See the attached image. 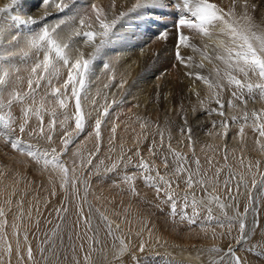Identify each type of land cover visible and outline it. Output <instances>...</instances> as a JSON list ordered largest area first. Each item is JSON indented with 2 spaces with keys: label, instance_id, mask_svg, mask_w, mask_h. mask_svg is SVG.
<instances>
[{
  "label": "snow or ice",
  "instance_id": "obj_1",
  "mask_svg": "<svg viewBox=\"0 0 264 264\" xmlns=\"http://www.w3.org/2000/svg\"><path fill=\"white\" fill-rule=\"evenodd\" d=\"M23 5L24 0H9V3L0 7V14L11 13L16 8L22 9ZM53 5L56 12L63 15L59 16L55 23H42L47 20L49 9ZM37 7L43 9L40 18L22 11L10 16L12 26L16 29L14 33H9L0 24V140L13 152L35 163L41 173H49L52 196L57 195V185H59L60 191L65 193V200L69 196L79 198L78 185L83 184L85 193L82 199L84 202L87 201L89 181L84 176V171L88 165H92L93 158L100 151L103 126L112 119L115 107H122L125 103L123 98L109 101L105 95L104 103L99 104L95 97L90 96L89 86L93 78L99 79L96 69L99 67L103 73L108 74V83L104 84V88H110L117 74L112 60H106L105 57L111 56L118 63L122 49L137 47L134 41L146 35L147 31L157 24L158 18L160 21L169 14L175 16L173 26L177 30L175 61L185 68H191V57L182 56L180 49L192 47L201 54L199 68L203 69L206 63L212 66L208 76L199 72H186L185 75L189 77L194 75L196 80L202 81L207 86L206 99L199 101L202 109L213 101L217 104V108L210 109L207 113L208 115L215 113L222 118L219 123L213 121V128L221 129L215 134L220 135L221 138L228 136L229 122L224 111L223 93L229 89L232 99L228 100V107L237 110L239 105H243V108H239L242 112L240 117L231 116L232 123H240L238 136L243 140L245 128L250 126L256 134L255 144L258 151L264 152V108L253 109L250 112L247 108L249 100L255 102L257 95L259 100L264 102V26L256 23L251 14L260 12L264 23V0H255V2L240 0V12L236 10L237 0H233L232 7L227 11L210 3L209 0H134L130 7L120 11H117L115 0H112L108 8L97 3L96 0L90 2L40 0ZM21 28H27L28 31L21 33L19 31ZM141 29L144 31L141 32ZM185 29L201 38L202 48H196L189 43L190 37L184 34ZM169 34L165 25L164 30L159 31L156 36L159 40L167 41ZM17 58L23 62L32 60L31 67L27 70V77L21 75L22 70L16 64ZM25 82L26 88L22 87ZM126 83V79L121 76L118 87L123 89ZM96 95L98 97L101 94L98 91ZM195 95L199 98L200 93L195 92ZM93 112H96L94 120ZM45 116L49 117L47 124ZM182 119L184 123L180 132L182 137L188 140L192 159L189 160L187 154L173 148L170 132L167 136L166 152L160 153L165 169H169V157H171L170 174L166 172L162 175L154 161L150 163L144 159L139 147L125 160L121 146L120 163L125 167L131 165L135 171L126 172L120 183L127 186L126 190L132 196L138 197L140 193L135 182L137 179H142L146 186L154 189L156 199L160 201L156 207L163 211L160 206L169 205V215L173 219L179 215L181 223L186 221L190 226L197 224L200 211L204 210L207 217L206 222L200 224L202 231L206 233L205 223L214 222L218 227L226 228V232L213 231L212 239L231 237L238 247H233L231 243L226 250L213 246L208 250V264H260V258L264 257V234L259 231L257 217L258 205L264 204V173H259V180L256 178V173H253L249 187L242 174L237 175L229 170L227 178L223 181L226 197L222 199L218 188L221 186L219 177L223 168H216L213 176L202 170L200 159L195 155L192 128L185 117ZM116 120H119V115H116ZM137 120L142 130L136 136V143L139 145L147 140V132L144 130L150 129L152 123L139 117ZM117 127L118 124L114 122L110 129L112 134L109 139L110 144L115 141ZM87 128H91V131H86ZM157 128L160 137L159 147L163 149L165 130L159 129V126ZM81 136L94 137L96 152L88 153L86 160L81 157L79 164L76 162V157H80L81 154L79 151L74 152L69 163L63 157ZM25 137L28 139L25 140ZM57 137H59V146L56 143ZM156 148L154 138L148 149L150 155L157 156ZM133 157L138 158V163H133ZM227 158L225 151V161ZM208 163L211 167L212 160L209 159ZM118 166L114 162L110 168H105V172L114 171ZM247 167L249 172H252L251 162ZM259 167L260 162L256 161L257 172ZM96 174H99L98 169ZM181 180L186 186L183 196L175 190ZM233 181H236V196L232 194ZM241 186L246 190L247 199L242 212L237 203ZM197 188L203 193L202 196H197ZM178 201L182 202L179 213H177ZM22 203L21 201V207ZM214 206L220 209L223 219L214 216ZM189 207L192 210L191 214L187 211ZM230 207L234 209L231 216L227 211ZM55 211L58 220L62 222L63 214L68 212V208L62 204ZM90 213L91 206H89V215L84 214L83 204L78 207L77 226L83 222L85 232H92V235L87 237L90 247L84 252V264H94L91 253L105 250L103 242L98 239V232L91 228ZM249 214L253 217L251 224L248 221ZM4 216L3 210H0V218ZM101 218L105 223L107 235L115 240L113 222L103 214ZM0 224L6 225L7 220L0 221ZM234 227L237 232L235 236L232 235ZM13 228L17 236V258L23 262L25 256L20 253L19 226L14 224ZM115 228L119 231V224L115 225ZM58 229L59 224L52 235L45 234V240L42 241L48 246L40 249L41 259L45 261L48 258L44 253L52 247L51 241ZM0 239L5 241V252L11 264L12 244L8 242L6 233L0 236ZM23 239L25 242L28 241L27 232L23 234ZM245 243L248 244L247 248L244 247ZM70 247L72 251L76 250L75 247L71 245ZM144 248L145 245L141 243L139 250L143 252ZM80 249L84 251L83 243ZM238 251L244 254L238 255ZM254 253L257 255H253ZM133 256L129 244L121 237L119 246H114L111 251V258L109 259L105 254L104 260L107 264H125L127 259V264H133ZM26 259L30 262L35 259L31 244H27ZM75 264H80V261L77 260ZM134 264H140L139 258L135 259Z\"/></svg>",
  "mask_w": 264,
  "mask_h": 264
},
{
  "label": "rangeland",
  "instance_id": "obj_2",
  "mask_svg": "<svg viewBox=\"0 0 264 264\" xmlns=\"http://www.w3.org/2000/svg\"><path fill=\"white\" fill-rule=\"evenodd\" d=\"M86 2H90V0H86ZM96 2L108 8L112 0H96ZM133 2L134 0H115L117 11L126 10ZM209 2L216 4L225 11L231 8L233 4V0H209ZM33 4L31 7H33ZM51 8H55L54 5ZM236 10L237 12L241 11L240 0H237ZM21 11L29 14L25 9V3L23 8L19 10V12ZM173 12H175V9H173ZM16 13L7 14L11 16ZM251 14L254 16L256 23L264 26L260 12ZM62 15V13H57L56 10L52 11L47 20L42 21V23H55L58 17ZM9 16L6 23L14 31ZM174 20L175 16L172 14L164 16L160 21L158 18L157 24L153 25L146 35L134 41L137 47L129 48L127 54L120 56L118 63L112 58L117 75L110 88H104V84L108 83V74L103 73L99 67L96 69L99 79L93 78L89 86L90 96L95 97L99 104L104 103L105 95H107L109 101L123 98L125 103L122 107L114 106L115 112L112 119L108 120L103 126V142L100 151L93 158L92 165H88L84 171V176L89 181L86 202L82 199L85 193L83 184L78 185L79 198L69 196L65 200V193L60 191L59 185H57V195L52 196L50 194L49 173H41L35 163L25 156L13 152L10 147H6L3 141L0 140V210H3L5 213L3 218H6L9 223L3 228L0 224V236L6 233L7 239L12 238L15 243L12 252H17V236L14 234L13 225H18L20 252L26 251L27 244H31L35 258L34 261L30 262L27 261L25 256V260L23 262L18 261V264H37V262L38 264H75L77 260L80 261V264H84V252L88 251L90 247L87 237L92 235V232H85L83 222H80L77 226L78 207L81 204H83L85 215H89V206H91V228L93 231L98 232V239L103 242L105 249L104 252L95 251L91 253L94 264H107V261L104 260L105 254L109 256V259L111 258V251L114 246H119L121 237L129 244L131 252L134 254L133 264L136 258H139L140 264H208V250L213 246L226 250L231 243L233 247H238L231 237L212 239L213 231L216 233L227 231L226 228L222 229L214 222L211 224L205 223L206 233L201 230V222H206V211L201 210L197 224L190 226L186 221L181 223L179 215L173 219L169 215V205H161L163 211L156 207L160 201L156 199L154 189L146 186L142 179H137L135 182L140 193L138 197L132 196L126 190L127 186L120 183L126 172L132 173L135 171L131 165L125 167L123 163H120L121 146H123L125 160L127 156L133 155L139 147L144 159L150 163L154 161L155 166L162 175L166 172L170 174L172 169L171 157H169V169L164 168L160 157V153L166 152L167 136L170 132L173 148L187 154L189 160L192 159V151L188 148V140L186 137H182L180 132V128L184 123L182 117L187 119L188 125L192 128L195 155L200 159L202 170L207 172L209 176H213L216 168H223L219 177L221 186L218 188V193L222 199L226 197L223 181L227 178L229 170L237 175L242 174L249 187H251L253 173H256L257 180H259V173H264V152L257 149L255 144L256 134L250 126L246 127L245 136L242 140L238 136L240 123H232L231 121V116L240 117L242 115L239 108H243V105H239L237 110L228 107L227 102L232 99L231 90L229 89H226L223 93L224 111L229 122L228 136L227 138H221L220 135L215 134L220 132L221 129L219 127L213 128V121L219 123L222 118L215 113L212 115L207 113L208 110L217 108V104L213 101L206 104L205 108L202 109L199 101L206 99L207 86L202 81L196 80L194 75L192 77L185 75L186 72H199L201 75L208 76L212 66L206 63L203 69L199 68L201 54L192 47H181L180 49L182 56L185 58L191 57V68H185L175 61L177 30L173 26ZM165 25H167L170 33L169 37L167 41L159 40L156 34L163 31ZM140 31L143 32L144 29ZM183 31L185 35L190 37L189 43L191 45H195L196 48L203 47V42L198 35L186 29ZM86 51H90V49H86ZM105 59L107 60V57ZM16 64L22 70L21 75L27 77V70L32 63L29 60L23 62L17 58ZM121 76L127 81L123 89L118 87ZM22 87H27L26 82ZM98 91L101 95L97 97ZM195 92L200 93L199 98L195 95ZM245 98L247 99V96ZM135 105H138V107ZM247 108L249 112L253 109L260 110L264 108V102H261L257 95L255 102L249 100ZM193 109H195V112H193ZM116 115H119L118 121ZM95 116L96 112H93V120ZM138 117L152 123L150 129L144 130L147 132V140L139 145L136 143V136L142 130L139 127ZM48 119L49 117L45 116L46 124ZM114 122L118 124V127L115 141L110 144L109 139L112 135L110 129ZM157 126H159V129L165 130V147L163 149L159 147L160 137ZM86 131H91V128H87ZM209 133L213 134L209 135ZM154 138L157 145L155 149L158 153L157 156L150 155L148 151ZM27 139L25 137V140ZM56 143L59 146V137H57ZM129 149L131 151H128ZM77 151L81 154L80 157H76V162L79 164L81 157L86 160L88 153L96 152L94 137L81 136L74 145L70 146L69 152L63 159L71 163L72 153ZM225 151H227V161H225ZM209 159L212 160L211 167L208 163ZM241 160H243V164H241ZM256 161L260 162L259 172L255 169ZM114 162L119 165L118 168L114 171L105 172V168H110ZM249 162L253 164L252 171L254 172H249L247 167ZM133 163H138V158L133 157ZM193 167H195L194 164ZM244 167H246V170ZM97 169L99 174H96ZM79 171L78 168L77 172L79 173ZM171 178L175 179L174 177ZM235 186L236 181H233L232 194L234 196L237 195ZM185 188L186 186L181 180L179 181V187L175 190L180 196H183ZM196 193L198 197L203 195L198 188ZM21 201L23 202L22 207ZM226 202L232 203L231 201ZM237 203L242 212L247 204L246 190L243 186H241L237 196ZM62 204L68 208V212L63 214V221L61 222L58 220L55 210L60 208ZM181 208L182 202L178 201L177 213L181 211ZM258 208L259 231L264 234V204H259ZM187 211L191 214L192 210L189 207ZM227 211L228 215L231 216L234 209L230 207ZM101 214L107 216L113 222L115 240L112 236L107 235ZM213 214L218 219H223L218 207H213ZM252 219V215L249 214V224H251ZM57 224H59V229L51 241L52 247L44 253V256L48 258L45 261L41 259L40 249L41 247L48 248V246L43 244L42 241L45 240V234L52 235L57 228ZM117 224L120 226L119 231L115 228ZM25 232L28 234L27 242L23 239ZM232 235H237L235 227L232 230ZM69 236H71V239H69ZM81 243L84 245V251L80 249ZM141 243L145 245L143 252L139 250ZM70 245L75 247L76 250L72 251ZM244 247L247 248L248 244L245 243ZM3 253L5 254L0 256V264H9L4 262L6 252L0 251V254ZM237 254L243 255L244 253L238 251ZM253 255H257V253ZM11 264L15 263L11 262ZM125 264H127V259ZM260 264H264V257L260 258Z\"/></svg>",
  "mask_w": 264,
  "mask_h": 264
},
{
  "label": "bare ground",
  "instance_id": "obj_3",
  "mask_svg": "<svg viewBox=\"0 0 264 264\" xmlns=\"http://www.w3.org/2000/svg\"><path fill=\"white\" fill-rule=\"evenodd\" d=\"M25 2V9L29 12V14H31L32 16H34V17H36V18H40L41 16H42V12H43V9L42 8H38L37 6H38V4H39V2H40V0H24ZM6 3H9L8 2V0H4V1H2V0H0V7H3ZM31 3V4H30ZM34 3V4H33ZM33 4V7H31V5ZM31 7V9H29ZM19 10H21L20 8H16L13 12H17V13H19ZM56 9L55 8H50L49 9V12H52V11H55ZM8 14L7 13H4V14H2V15H0V24H2L7 30H8V32L9 33H14L15 31H16V29H15V27H14V31H12L11 29L12 28H10V26L6 23L7 21H8ZM10 17V16H9ZM11 25V24H10ZM13 27V26H12ZM21 33H26L27 31H28V29L27 28H21L20 30H19ZM10 38V37H9ZM128 50L129 49H122L121 50V55H125V54H127V52H128ZM123 58V57H122ZM107 60H113L112 59V57L111 56H109V57H107ZM31 63H32V60L30 59L29 60ZM243 168V167H242ZM245 168V170H246V167H244ZM247 172H248V170H247ZM252 172H254V171H252ZM256 172V171H255ZM248 175H249V172L247 173ZM4 219H6V218H0V221H3ZM7 223H8V221H7ZM9 224V223H8ZM5 225L4 224H2V228L4 227ZM8 240V242H10L11 244H12V248H14L15 247V243H14V241H13V239L12 238H9V239H7ZM0 251H3V252H5V241L3 240V239H0ZM21 253V255H24V256H26V251H22V252H20ZM5 253H3V254H0V256H3ZM13 256V257H12ZM12 256L10 257V260H11V262H14L15 264H18V258H17V252H12ZM4 262L5 263H9V257H8V255L6 254L5 255V258H4ZM196 263V262H195ZM180 264V263H179Z\"/></svg>",
  "mask_w": 264,
  "mask_h": 264
}]
</instances>
